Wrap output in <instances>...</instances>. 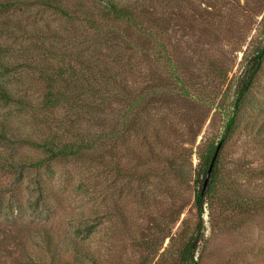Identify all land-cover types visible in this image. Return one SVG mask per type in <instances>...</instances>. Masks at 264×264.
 <instances>
[{
	"label": "rangeland",
	"instance_id": "374dc122",
	"mask_svg": "<svg viewBox=\"0 0 264 264\" xmlns=\"http://www.w3.org/2000/svg\"><path fill=\"white\" fill-rule=\"evenodd\" d=\"M45 1L49 0H20L13 9L0 16V27L4 28L0 30V63L2 60L15 68L10 70L9 79L15 83L16 93L28 90L36 94L41 69H50L56 63L49 52L46 53L47 48L40 49L43 41L36 42V37L47 30H55L58 36L67 39V45L70 46L75 37L73 35L84 28L83 24L87 26L81 18L69 21L62 12L47 5ZM147 1L148 6L154 5L159 12L164 9L161 5L166 4L163 3L165 0H154V3L153 0H142L141 3L146 4ZM53 3L72 7L74 11L84 8L97 11L100 7L97 0H55ZM167 11L172 13L175 20H172V28L160 34L159 39L162 46L167 48L172 61L187 78V88L191 95L177 92L174 97L155 99L143 117L145 125L152 121L162 133L161 142L149 134L155 151L162 152V155H175L184 164L181 172L184 179L180 180L167 169L163 173L167 177H159L165 161L156 159V155L149 152L148 146L138 140V132L145 129L140 127L139 131L137 129L127 133V140L138 153L125 154L120 149L115 158L131 167L151 164L160 173L152 176L149 182H129L128 177H119L116 178V184L125 190H145L151 196L149 201L132 199L110 186L115 181V174L104 170L101 164L91 170L97 184L96 201L89 195L82 198L75 194L73 188L82 177L90 176V168L81 160H58L52 164L55 172L53 185L56 188H59L58 184L64 186V191L61 190L60 195H48L51 207L39 209L29 204L32 199L31 188H26V181L35 172L25 174L23 169L22 173L21 167L8 174L0 171L3 186L9 188L15 184L22 189V203L16 209H11L10 194L5 189L7 187L0 192V220L4 223L19 221L17 223L30 225L28 234L17 231L12 233L15 236L14 244L10 243L8 247L12 260L21 255L15 245L19 240L17 237L25 236L28 238L26 243L29 242V249L49 259L50 255L36 245L37 241L42 240L39 231L45 228L59 236V254L65 259L74 258L67 236L78 241H89L97 264H168L159 258V253L169 243V238H163V233L170 230L176 234L183 223L192 232L202 220V241L196 255L199 264H264V204L260 201L264 199V63L253 87L244 97L235 130L221 150L228 188L218 193L212 205L206 203L202 215H199L194 196V180L200 154L208 142H219L221 139L227 112L224 108L237 97L236 84L243 73L246 57L264 39V0H175L173 7ZM132 38L133 41L137 40V36ZM53 41L55 44H63L58 39ZM121 49L110 52L100 46L98 50L102 59L107 60L108 57L113 67L115 61L119 63V74L127 76V85L134 91L143 85V80L148 82L146 76L152 78L150 69L153 60L143 53L132 54L134 50H130L126 43ZM46 57L50 60L43 64ZM38 58L43 62L38 63L40 66L30 64ZM133 65L137 71L141 70L142 79L129 76L130 72H126ZM30 83L33 86L30 87ZM209 98L215 102L216 107L210 108L206 101ZM222 102L220 107L219 103ZM115 104L114 107L119 105ZM10 109V113H15L10 121L35 134L31 129V115L24 112L18 114L17 110ZM3 113L6 112L0 108V116H4ZM75 121L81 125V129L91 131V134L111 132V125H99L98 120L81 118ZM73 124L70 122L68 126ZM0 149L26 151L11 141H0ZM48 171L42 168L45 177ZM20 177L24 179L18 183ZM160 180L174 188L165 190L163 187H154ZM227 197L260 202V205L256 210L246 213L245 210L234 209L233 205L227 204ZM114 202L122 208L124 218L113 211ZM82 204H86V207ZM91 206L97 208L100 220L106 214L109 215L104 223L94 229L93 235L86 224H77L81 209L87 210ZM160 229V236L149 241L152 233ZM8 264H12L9 259Z\"/></svg>",
	"mask_w": 264,
	"mask_h": 264
},
{
	"label": "trees",
	"instance_id": "16d2710c",
	"mask_svg": "<svg viewBox=\"0 0 264 264\" xmlns=\"http://www.w3.org/2000/svg\"><path fill=\"white\" fill-rule=\"evenodd\" d=\"M53 1L55 0L45 2L62 12L69 21L80 18L82 21H86L87 26L83 24L86 30L83 28L81 31H77L73 35L75 37L72 38L70 46L67 45V39L58 36L55 30H47L41 36L36 37V42L43 41L40 49L47 48L46 53L49 52V55L56 60L55 65L50 69L49 67L41 69L37 78L39 85L36 83V94H31L28 90H25L24 93H16L14 91L15 83L9 79L10 70L15 68L1 60L0 108L6 113H3L4 116H0V141H11L24 147L26 151L13 152L0 149V171L8 174L21 167L22 173L23 169L25 174L35 172L26 181V188H31L32 199L29 200V204L39 209L51 207L48 195H60L61 190L64 191V186L61 187L58 184L59 188H56L53 185L55 172L52 164L58 160L66 162L81 160L90 168V176L82 177L79 184L73 188L75 194L82 198L89 195L93 198L92 200L95 199L97 184L94 180V172L91 170L101 164L104 170L115 174V181L110 186L132 199L149 201L151 196L145 190L140 188L139 190L135 188H126L125 190L116 184V178L128 177L129 182H149L152 176L160 173V170L151 164H143L138 167L127 166L116 159L115 155L120 149L125 154L138 153V150L132 147L127 140V133H130L131 130L137 131L138 129L139 131L140 128H145L138 132V140L148 146L149 152L156 155V159L160 158L165 161L161 167L162 174L159 177L161 179L167 177L163 174L167 169L178 176L180 180L184 179L181 176L184 164L176 159L175 155H162V152L155 151L149 134L155 137L154 140L161 142L163 141L162 133L156 123L152 121L146 122L145 125L143 117L144 113H148L150 104L155 99L158 100L164 96L174 97L177 92L186 96L191 95L187 88V78L172 61L167 48L162 46L159 39L160 34L168 32L172 28L171 23L175 17L167 9L173 7L175 0L163 1L166 4L161 6L166 10L163 9L162 12H159L154 5L148 6L149 1L146 4L141 3L142 0L126 2L97 0L100 4L97 11L90 8L74 11L72 7L56 5ZM19 2L20 0H0V16L1 13L13 9ZM0 30H4V28L0 27ZM135 36H137V40L133 41L132 37ZM53 39H58L63 44H55ZM125 43L130 50H134L132 54L143 53L144 56L152 57L153 60V67L150 69L152 78L146 76L148 82L143 80V85L136 87L134 91L127 85V76L119 74L121 71L118 68L119 63L115 61L116 65L113 67L108 57L107 60L102 59L98 50L102 46L103 49L110 52H117ZM118 56H120V52ZM49 60L50 58L46 57L43 59L45 61L43 63L39 58L33 59L30 64L40 66L41 63L45 64ZM263 63L264 39L255 45L250 55L246 57L243 73L236 84L237 97L232 104L226 105L224 108L227 112L221 139L219 142L215 140L208 142L200 154L194 180L196 184L195 205L199 215L204 213L206 203L212 205L218 193L228 188L226 178H224L221 150L235 130L244 97L253 87ZM128 69L130 71L126 72H130L129 76L142 79L141 70L137 71L135 65ZM31 86H33L32 83H30ZM210 100L211 98L206 100L210 108L216 107L215 102ZM115 103H119V105L114 107ZM222 105L223 102L219 103L220 107ZM10 108L17 110L18 114L24 112L31 115V123L33 122L31 129L35 134L21 129L10 121V117L15 115L14 112H9ZM220 111L222 112V110ZM81 118L98 120L99 125H105V127H108L106 125L109 124L111 132L91 134V131L81 129V125L76 123L75 120ZM70 122L75 125L68 126ZM218 148V156L205 186L206 177ZM42 168L49 170L46 177L42 173ZM23 179L24 177H20L18 183L23 182ZM3 185L4 183L0 182V192L4 187H7ZM157 186L163 187L165 190L174 188L162 180L154 184V187ZM5 189H8L10 194L11 209L19 208V204L22 203L20 198L22 189L15 184ZM260 201L264 204L263 198ZM226 203L233 205L234 209L245 210L246 213L256 210L260 205V202H249L245 199H231L230 197L226 198ZM82 206L86 207V204H82ZM113 211L124 218L123 210L116 202L113 204ZM107 216L109 215L106 214L105 218L100 220L97 208L91 206L87 210L81 209L77 224H86L89 232L93 235L94 229L104 223ZM17 222L19 221L4 223L0 220V264H8V259L12 264H88L87 261H90V264H97L90 242L78 241L73 237L66 236V239L72 247L74 258L71 260L62 258L59 254V236L45 228L39 231L42 240L37 241L36 245L50 255L49 259L46 260L42 254L34 253L29 249V242L26 243L28 238L25 236L26 238L17 237L19 240L15 245L21 255L12 260L10 258L12 254L8 248L10 243L14 244L15 236L12 233L17 231L28 234L30 229V225ZM182 226L176 234L170 230L163 233V238H169V243L167 248L159 253V258L168 264H199L196 255L202 241L203 221L201 220L192 232L184 227V223ZM161 229L156 233L153 232L149 241L160 236ZM90 238L85 239L89 240ZM151 247H153L152 244Z\"/></svg>",
	"mask_w": 264,
	"mask_h": 264
},
{
	"label": "water",
	"instance_id": "95a60500",
	"mask_svg": "<svg viewBox=\"0 0 264 264\" xmlns=\"http://www.w3.org/2000/svg\"><path fill=\"white\" fill-rule=\"evenodd\" d=\"M218 153H219V148L217 149L215 155H214V158H213V161H212V164L210 166V169H209V172H208V175L206 177V180H205V186L207 185L208 181H209V178H210V175H211V172H212V169H213V166H214V163H215V160L218 156Z\"/></svg>",
	"mask_w": 264,
	"mask_h": 264
}]
</instances>
